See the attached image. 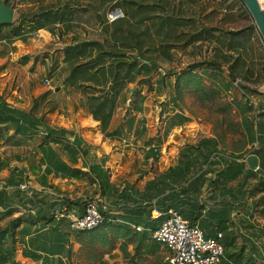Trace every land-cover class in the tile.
<instances>
[{"label":"crops","instance_id":"obj_1","mask_svg":"<svg viewBox=\"0 0 264 264\" xmlns=\"http://www.w3.org/2000/svg\"><path fill=\"white\" fill-rule=\"evenodd\" d=\"M121 1L9 0L10 5L13 6L11 9L14 15L13 22L10 25H4L0 30V95L9 106L19 110L28 109L32 100L42 94L40 84L44 78L50 76L51 79H47L50 80L51 86L46 87V90H51L52 95H57L60 90L63 96L65 92L68 95L63 102L56 104L53 111L45 115L46 124L76 132L88 144L92 153L103 160L104 166L110 171L111 183L122 185L125 182L133 186L135 190L141 191L147 181L158 177L178 162L179 152L186 143L195 144L200 139H216V136L213 132H209L210 127L204 131L205 122L197 119L174 128L170 132L171 135L163 139L165 123L157 118L155 120L150 118L152 116L150 111L155 102L170 104L169 102L173 100L167 93L168 88L161 94L154 92L147 94L144 86L140 87L146 97L142 114L149 111L150 115L143 119L141 117L143 123L138 127V133H134L135 128L130 131L127 120L128 117L135 116L132 115L135 113L128 108L131 92L135 88L134 84L127 85L124 90L125 103L120 101L107 129L110 133L116 130L119 132L106 136V133H102L100 123L94 121L88 113L85 96H81L72 88L65 89L63 86V81L69 73L71 60L75 59L71 53L83 50L81 47L78 49L74 47L87 42H99L104 44L103 48L106 51L125 55V59L129 61L138 53L135 48L137 40L141 41L142 52L151 47L152 38L148 30L152 26L150 18L165 15L171 18V25L165 30H174V34L170 32L171 36L182 34L181 40L172 41L184 43L185 39L198 32H202L203 36L184 48H174L165 53L159 52L161 54L158 58L159 65L163 69L173 70L176 73L178 70L175 68L179 66L176 62H179L182 57L190 60L189 64L215 62L214 68H202L198 71L204 83L223 88L228 85L229 90L225 91L227 101L234 102L240 101L241 98L239 91L234 87V81L238 80L245 92L251 91L250 98L254 103L256 98V107L259 112L264 113L262 95L264 46L256 31L246 30L249 23L241 17L240 7L236 5L235 0H174L173 2L164 0L166 9L160 7L154 0H123L120 6ZM110 6L121 8L125 17L116 23L103 25L101 22L104 19V11ZM226 8L230 10L227 11ZM224 13L227 14L224 16ZM157 20L159 22L158 18ZM43 23L46 26L38 28ZM241 24L244 25L241 26ZM14 28L19 30L13 31ZM146 29V35L137 37ZM36 31H39L40 37H31V34ZM229 32L238 34H226ZM160 40H164L163 37ZM154 45L157 46L155 40ZM70 48L73 50L66 52V49ZM97 50L89 52L88 49L85 56L79 57V60H88L89 55L95 57ZM192 55L197 56L195 58ZM145 56L149 57L148 54ZM55 88L60 90L55 92ZM76 97L78 100L75 99ZM52 99L55 101L54 96ZM50 101L48 100L49 103ZM236 111L241 114L240 124L242 125V122L250 116H247L248 113L243 114L242 110ZM185 116L188 117V115ZM146 129L148 131L156 129V131L147 135ZM239 132L243 133L242 130ZM171 138L172 141H170ZM30 140H35V137ZM158 140L162 143L155 146ZM27 151L29 149L0 147V156L6 159L5 161L9 160V167L0 173L2 180L6 179L14 168H27L28 163L24 160ZM16 156L20 157L19 161H15ZM221 156L227 162L238 157H245L239 150L226 152L224 149L213 155L214 160H218ZM242 159L236 161L241 162ZM80 166L81 163L77 165V167ZM5 171L8 175L4 174ZM28 176L30 186L39 191L40 188L34 181L35 175L29 173ZM261 176L262 172L259 169L253 178L247 180L244 187H241L243 184L241 177L229 182L224 187L226 193L223 195L216 190L204 188L200 201L205 204V210L195 226H198L206 237H214L217 233H222V244L223 240H226L232 241L234 247H252L255 243L254 238L259 236L256 234L263 233L264 227V214H262L264 205L261 202L264 194L261 192L251 194L250 191ZM210 177L213 179L214 176L210 175ZM45 193L49 197L70 200L68 213L74 215L83 213L84 202L90 195L83 181L59 179H52ZM0 211H2L1 208ZM209 211H219L223 221L222 226L219 225L220 221L212 219L213 216ZM219 227L224 230H219ZM32 239L33 237L25 238L26 247L17 246L16 261L19 264H43L42 260L24 258L22 255L23 250L28 251V240ZM260 240L264 247V233L260 236ZM78 248V244H72L73 252H76ZM162 248L163 246H160V249ZM131 250V246L124 251L116 249L110 257H106L105 263L128 264L127 262L134 258L133 254L129 255ZM164 250L168 255L165 247ZM55 260L67 264L61 256L55 257ZM72 262L75 260L72 259Z\"/></svg>","mask_w":264,"mask_h":264},{"label":"trees","instance_id":"obj_2","mask_svg":"<svg viewBox=\"0 0 264 264\" xmlns=\"http://www.w3.org/2000/svg\"><path fill=\"white\" fill-rule=\"evenodd\" d=\"M236 1L249 19L246 30L256 31L247 11L239 0ZM0 2L8 8H13L9 0ZM107 10L104 11V19L101 22L103 25L107 24ZM154 18L159 19L154 34L164 40L155 46L152 38L151 47L143 52L141 41L137 40L135 48L138 53L129 61L125 59V55L110 53L103 48L104 44L95 41L74 47H81L83 50L71 53L75 59L71 60L63 86L85 96L88 113L94 121L100 123L102 133H106V136L119 132L116 130L110 133L107 129L120 101L125 103L124 90L128 84L135 85L128 109L139 115L143 113L142 106L146 100L140 87L144 86L147 94H161L166 88L171 91L169 97L173 100L171 106L174 111L164 120L163 139H166L174 128L190 122L184 113L177 110L182 109L186 92L201 101H208L220 99L221 92L229 90L228 85L223 89L206 85L198 73L204 66L208 69L214 68L215 62L191 64L177 76L174 71L163 69L159 65V52L184 48L197 42L203 35L198 32L185 39L184 43H176L172 40L180 39L182 34L171 36L170 32L174 34V30H165L171 25V18ZM39 26L38 28H44L46 24ZM2 27L0 26V30ZM17 30L19 28H14L13 31ZM146 34L147 29L137 37ZM88 49L89 52L98 49L97 54L95 57L89 55L88 60L80 61L79 57L85 56ZM69 50L73 48L66 49V52ZM146 54L149 57H146ZM172 76L173 82L166 81ZM47 98L48 93H42L32 100L28 109L19 110L9 106L0 95V147L29 149L28 155L24 156L28 163L27 168H14L6 179L0 178V264H19L16 261V248L18 245L26 247L25 238L32 237L31 241L28 240V251L23 250L22 255L24 258L42 260L43 264H63L62 261L55 260V257L59 256L64 258L67 264H106V257H110L116 249L124 251L128 246L132 247L133 256L154 255L162 245L152 241L150 237L149 231L154 230L158 223L151 219L153 209L160 212L174 209L191 226H195L205 210V204L200 201L204 188L216 190L223 195L226 193L224 187L229 182L241 177V187H244L247 180L254 177L255 173L244 161H236L243 157L230 162L222 156L214 160L213 155L222 150V137L216 136V139L203 138L195 144L184 145L179 152L178 162L158 177L147 181L141 191L135 190L125 182L122 185L113 184L110 182V171L104 166L103 160L92 153L80 135L63 127L46 124L45 115L54 110H46L49 104ZM221 104L220 112H232L230 107L233 103L227 101ZM248 107L247 112L253 111L257 134L252 143H256L258 147L252 154L258 157L259 169L262 172V176L250 191L251 194H264V113L259 112L258 107L254 109L253 105ZM127 123L130 131L135 128L136 134L143 120L141 117L130 116ZM241 126V134L247 137L248 132H251L250 127L245 120ZM34 137L35 140L31 141ZM248 140L250 138L247 137ZM14 159L19 161L20 157L16 156ZM5 160L0 156V173L9 167V160ZM79 163L81 166L77 167ZM29 173L35 175L34 181L40 188L39 191L35 190L31 197L18 189L21 183L30 182ZM210 175L214 176L213 179ZM52 179L83 181L90 193L88 200L98 205L102 223L91 230L71 231L65 218L70 200L49 197L45 193ZM39 194L46 195L45 201H35ZM261 202L264 205V196ZM209 213L213 216L212 219L220 221L219 225L222 226L219 211ZM132 226H142L145 231L136 232ZM73 243L79 245L76 252L72 251ZM223 245L224 258L220 264H248V261H251L246 260L245 247H234L232 241L226 240H223ZM72 259L75 262H72Z\"/></svg>","mask_w":264,"mask_h":264},{"label":"rangeland","instance_id":"obj_3","mask_svg":"<svg viewBox=\"0 0 264 264\" xmlns=\"http://www.w3.org/2000/svg\"><path fill=\"white\" fill-rule=\"evenodd\" d=\"M154 1L157 4H159L160 7H162L163 9H166V4L164 3V0H154ZM168 1L173 2L174 0H168ZM121 3H122V1L120 2V6H121ZM236 5H239L238 2H236ZM229 7H230V5H229ZM226 9H227V11L230 10V8H226ZM239 11H241V13H240L241 17H243V19L246 20L245 22L249 23V19L247 18L246 15H244V13L242 12V10L240 8H239ZM226 14L227 13H224L223 15L225 16ZM163 17H165V15H163ZM150 20H152L151 21L152 26L149 29L150 30V36H151V38H153L156 41L157 44H159L161 42V40H160V38L156 37V35L154 34L155 26H156V24H158V20L154 19V17L150 18ZM242 25H244V24H241V26ZM195 56H197V55H192V57H195ZM188 61H190V60H188L186 58L184 59V57H182L179 62H176V63H179L178 68H175L178 70L175 73L176 76H177V74L179 75L182 71H184L189 65H191L188 63ZM195 61H196V59H195ZM197 61H199V60L197 59ZM203 68H206V67H203ZM199 70H201V69H199ZM47 78L51 79L50 76H47ZM207 78L209 79L210 77H207ZM173 80H174V77L172 76L171 78L167 79L166 81L173 82ZM40 88H42L40 90L41 93H48L47 99L51 100L50 103L46 106V110H49L50 108H54L57 103L63 102V100H65L66 96L68 95V93L65 92V94L63 96L62 90H60V92L58 94L56 93L57 95H52L51 90H46V86H44L43 81L40 84ZM143 88H145V87H143ZM218 88L223 89V87H218ZM170 92L171 91L168 89V91H167L168 95H170ZM249 92H251V91H249ZM249 92H247V93L250 94ZM52 96H54L55 101L52 99ZM75 99L78 100L77 97ZM254 101H255V104L257 105L256 98L254 99ZM230 102L233 103L230 107L232 109V112H225V111L220 112L219 105H222L221 103H227V97L225 95V91L221 92L220 99H218V100L212 99V100H208V101H201V100L193 97L192 95H190L186 92L184 95V99H183V105H181L182 109H177V110L184 113V115H188V117H191V118H189L191 120V122H194L197 119L203 120L205 122L204 131H206L207 128L210 127L209 132H213L214 135L217 137H222L221 148L224 149L226 152L229 150L230 151L239 150V151H241V155H246L250 151L251 152L256 151L258 146L256 143H252L254 141L256 135H257L255 132V119L253 117V111L249 110V112H247L248 110L246 109V108H249L248 105H252L250 99L241 96L240 101H234V102L230 101ZM155 103L156 104L152 106V109H151L152 111H150V112H152V114H151L152 116L150 118H154V120H155V118H157V120H160L164 123V120L167 117H169L170 115H172V111H174L173 107L171 106L172 102H169L170 104H165V102H162V104H161V102L160 103L155 102ZM184 107H185V109H184ZM237 109L242 110L241 112L243 114L248 113L247 116L249 115L251 117V118L248 117L245 120L246 124L251 129V132L249 131L248 135H247V137L250 138V140H248V141H247L246 136L244 137L243 134H240L237 132L240 130L243 131V129H241V124H240V117H241L240 115L241 114H240V112L236 111ZM150 112L148 111V112H145L144 114H141V115L132 113V115H135L138 118L142 117V119H143L145 116L148 117L150 115ZM155 131H156V129H151L149 131L147 130V135H148V133L153 134V133H155ZM170 135H171V133H169L168 136H170ZM170 141H172V138L170 139ZM160 143H162V142L158 140L154 145L158 146V144H160ZM187 144H189V143H186L185 145H187ZM28 153H29V151H27L25 153V156H27ZM4 174L8 175V172L6 173V171H5ZM88 197H90V195H88ZM45 198H46V195L39 194V195H37V200H35V201L40 200L42 202V201H45ZM2 223H4V222H2ZM263 233H264V227H263ZM263 233L259 232L256 234L259 236L254 238L253 241L255 243L252 244V247H245L244 254H245L246 260L251 259V261H248L249 262L248 264H264V247H262L263 246L262 241L260 240V236H262ZM133 253H134L133 250H131L129 255L132 256ZM166 255L167 254H166L164 247H163L162 249L155 252L154 255H144V256H136L135 255L134 258L132 259V261L130 260L127 263L128 264H165L166 263V257H167ZM134 259H136V260H134Z\"/></svg>","mask_w":264,"mask_h":264},{"label":"built area","instance_id":"obj_4","mask_svg":"<svg viewBox=\"0 0 264 264\" xmlns=\"http://www.w3.org/2000/svg\"><path fill=\"white\" fill-rule=\"evenodd\" d=\"M124 17V12L118 7L108 8L105 14L107 24L115 23ZM31 37L39 38V31L31 34ZM43 83L46 87L51 86V82L47 78H44ZM234 87L239 91L240 96L250 99L254 109H256L255 103L249 94L242 89L238 80L234 81ZM262 95L264 97V86ZM250 155H253L251 151L245 155L242 161L245 162ZM251 171L257 173L259 167L257 166ZM18 189L26 193L28 197H31L35 191L27 182L21 183ZM60 215L63 217L62 214ZM65 218L69 229L73 232L91 230L98 227L103 221L98 205L93 201L86 202L81 215L70 214L67 211ZM151 219L158 221V223L154 230L149 231L150 237L152 241L162 245L167 250L166 264H220L224 258L222 233H217L214 237H206L198 226H191L174 209H169L166 212L153 209L151 211ZM132 228L136 232L145 231L142 226H132Z\"/></svg>","mask_w":264,"mask_h":264},{"label":"water","instance_id":"obj_5","mask_svg":"<svg viewBox=\"0 0 264 264\" xmlns=\"http://www.w3.org/2000/svg\"><path fill=\"white\" fill-rule=\"evenodd\" d=\"M244 9L250 16L259 38L264 46V0H239ZM14 11L8 8L6 4L0 3V26L10 25L13 22ZM60 88H55L58 92ZM246 164L250 170H254L259 159L256 155H250L246 158Z\"/></svg>","mask_w":264,"mask_h":264}]
</instances>
